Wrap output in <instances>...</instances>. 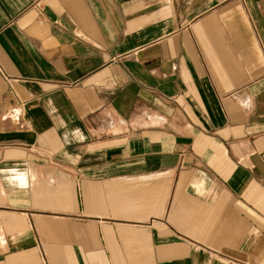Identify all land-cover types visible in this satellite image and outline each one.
<instances>
[{
  "label": "crops",
  "instance_id": "0c3cea01",
  "mask_svg": "<svg viewBox=\"0 0 264 264\" xmlns=\"http://www.w3.org/2000/svg\"><path fill=\"white\" fill-rule=\"evenodd\" d=\"M264 264V0H0V264Z\"/></svg>",
  "mask_w": 264,
  "mask_h": 264
},
{
  "label": "built area",
  "instance_id": "2783aa9c",
  "mask_svg": "<svg viewBox=\"0 0 264 264\" xmlns=\"http://www.w3.org/2000/svg\"><path fill=\"white\" fill-rule=\"evenodd\" d=\"M224 264H248V263L238 261V260H234V259H229Z\"/></svg>",
  "mask_w": 264,
  "mask_h": 264
}]
</instances>
